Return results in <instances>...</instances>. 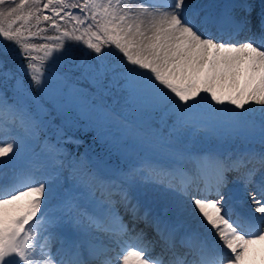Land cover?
<instances>
[{
    "label": "snow or ice",
    "instance_id": "1",
    "mask_svg": "<svg viewBox=\"0 0 264 264\" xmlns=\"http://www.w3.org/2000/svg\"><path fill=\"white\" fill-rule=\"evenodd\" d=\"M199 129L264 145V0H0V264H246L264 248V152L179 146ZM81 131L139 159L77 157ZM187 162L214 179L133 203L138 180ZM241 169L255 187L234 212Z\"/></svg>",
    "mask_w": 264,
    "mask_h": 264
},
{
    "label": "rangeland",
    "instance_id": "2",
    "mask_svg": "<svg viewBox=\"0 0 264 264\" xmlns=\"http://www.w3.org/2000/svg\"><path fill=\"white\" fill-rule=\"evenodd\" d=\"M79 74V73H74ZM203 95V94H202ZM111 102L113 103V99L109 97ZM231 107V106H230ZM247 107V106H246ZM256 108L261 106L255 105ZM242 111V110H237ZM251 119V118H250ZM256 125L259 124V120L256 119ZM157 127L159 125H156ZM165 131H167L165 129ZM94 131H81L78 132L77 135L79 137H83L85 134H90ZM95 132L93 137L90 139L87 138V143L85 142L82 146V149L87 148L96 150V155H93L94 161H99L104 165H111L113 164L114 167H120L123 169H127L129 165L133 162H136L139 157L133 155L129 159L122 158L119 153L111 150L109 145L106 143H102L100 140L94 139ZM51 139L55 140V137ZM53 142V141H52ZM76 145V144H75ZM260 140L258 133L254 135H247L244 132H236L230 133L226 130H218V131H209L206 129H199L195 131H186L180 138L179 146L187 149L191 153L194 154H203L210 149H219L220 152L224 157H227L230 153L233 158L237 155H240L246 151L248 152H257L260 153L261 151L257 149L260 146ZM68 145V151L73 153L75 156L79 157L83 155V151L78 149L76 153L72 152V149ZM39 150V149H37ZM89 153V152H87ZM140 155L146 156L156 162L165 164L167 166L166 160L162 156H157L154 153H141ZM100 160H97V158ZM108 162L110 163H107ZM119 161L125 162L123 165L119 163ZM115 164V165H114ZM189 165V162L185 163L183 167ZM23 165H18L17 167H22ZM110 167V166H109ZM189 175L188 176H181L179 174L174 175H152L147 176L141 180H138L136 185L131 189L130 195L133 198V203L136 202L137 197L140 199L142 205L148 206L149 210L156 211L163 207L166 202V198L169 197L173 192L177 189L181 188L183 184L187 181H191L189 187L192 191H196L197 185L200 188L204 187L205 180L202 179L201 175L195 171V166L185 169ZM6 179V178H5ZM228 188L227 191L229 192L230 199L236 203V201H241V204H246V200H243L240 196V189L241 184L238 181H232L231 178H228ZM239 188V193L236 195L233 193V189ZM237 199V200H236ZM248 204V203H247ZM236 206V205H235ZM143 210V207L141 208ZM121 213L123 214V208H121ZM127 219V217H126ZM246 264H264V255H261L258 251L254 255H250L247 260Z\"/></svg>",
    "mask_w": 264,
    "mask_h": 264
},
{
    "label": "bare ground",
    "instance_id": "3",
    "mask_svg": "<svg viewBox=\"0 0 264 264\" xmlns=\"http://www.w3.org/2000/svg\"><path fill=\"white\" fill-rule=\"evenodd\" d=\"M199 2H201V3H212V2H225V0H199ZM257 2H258V0H257ZM245 38H247V35H246V34H245V35H242V36L239 37L238 39H245ZM257 149L260 150L261 152H264V145H260V146H258ZM257 163H258V162H257ZM258 164L261 166V171L264 172V164H260V163H258ZM193 166H195V165H194L193 163L189 162V165H186V166L183 167V168H184V169H187V168H190V167H193ZM254 166L256 167V165H254ZM243 171H244V169H241V172H232V173L235 174L233 177H236L237 179H239V180L242 182V180L240 179V177H241V174H242ZM258 173H259V171L256 172V175H255L254 180L257 179L256 177H259V176H260ZM204 176L207 177V178H206V181H208V182H211V181L214 179V175H213V173H211V172H210L209 174H207V175H204ZM262 178H264V175H262ZM258 179H259V178H258ZM259 181H260V179H259L258 181L255 180V182H257V183H258ZM204 184H205V183H204ZM254 187H255V184H253V185H249V186H248L249 191L246 192V191H245L244 184H243V182H242V186H241V196H242L243 199L246 200V202H248V203H250V202L248 201V195H249V192H250ZM141 212H143V210H141ZM258 252H259L261 255H264V248H261L260 250H258Z\"/></svg>",
    "mask_w": 264,
    "mask_h": 264
},
{
    "label": "trees",
    "instance_id": "4",
    "mask_svg": "<svg viewBox=\"0 0 264 264\" xmlns=\"http://www.w3.org/2000/svg\"><path fill=\"white\" fill-rule=\"evenodd\" d=\"M75 75H78V74H75ZM108 102H109V103H112L111 100H110L109 98H108Z\"/></svg>",
    "mask_w": 264,
    "mask_h": 264
}]
</instances>
